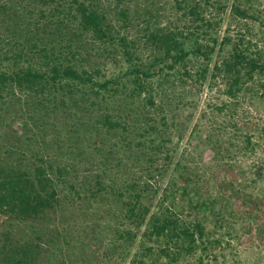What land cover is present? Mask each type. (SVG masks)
<instances>
[{"label":"trees","instance_id":"trees-1","mask_svg":"<svg viewBox=\"0 0 264 264\" xmlns=\"http://www.w3.org/2000/svg\"><path fill=\"white\" fill-rule=\"evenodd\" d=\"M253 1L257 0H0V99L14 90L28 93L32 97L24 107L32 119L34 109L46 115L59 108L79 113L72 126L105 133L117 147L111 153L121 155L113 165L118 166L119 183L106 184L98 174L92 185L89 180L82 186L69 182L74 166L70 169L68 163L54 164L42 156L23 169L0 160V215L17 223L0 235V264H38L47 243L59 239L52 236L44 242L39 232L51 213L66 210L64 198L86 211L106 197L121 203L120 213L115 225L98 231L90 226L91 240L76 245L80 264H89L104 240V259L111 264L226 263L223 253L214 252L221 249L222 239L208 227L221 228L224 219L209 216L215 214L217 203L203 197V175L194 170V178L178 187L175 178L172 185L177 188L170 192L172 185L158 188L141 174L136 176L130 163L134 156L141 164L153 162L159 175L174 173L182 165L170 146L169 121L175 124V119L164 112L169 110L167 101L162 102L170 76L180 82L208 80L211 89L219 83L230 100L250 90L264 97V82L256 89L248 87L264 76V50L247 34H233L231 23L221 36L218 28L222 18L217 13L227 8L231 21L260 20L261 10ZM166 8L172 20L162 24L165 14L160 9ZM135 28L141 36L133 38L128 33ZM112 62L117 68L110 71ZM227 106L216 109L221 112ZM161 113L162 124H156L153 115ZM246 138L244 149L256 150L257 144ZM73 140L68 147L77 148ZM63 185L70 188L72 199L62 198ZM184 199L186 212L180 207ZM193 211L195 220L187 221ZM249 217L256 218L253 209ZM20 225L28 226V235ZM69 249L60 246L63 255L57 260L66 264Z\"/></svg>","mask_w":264,"mask_h":264},{"label":"rangeland","instance_id":"rangeland-1","mask_svg":"<svg viewBox=\"0 0 264 264\" xmlns=\"http://www.w3.org/2000/svg\"><path fill=\"white\" fill-rule=\"evenodd\" d=\"M252 4L261 10V21H231L227 8L224 13H217L218 18H222L221 27H218L219 34L221 36L231 23L230 30L233 34H247L254 44L264 50V0L253 1ZM160 11V14H165L160 19L162 24L172 20L170 8H166L164 12L163 9ZM130 34L133 38L135 34L141 36L137 28L132 29L128 35ZM113 68L117 66L112 62L109 70L112 71ZM174 80L175 78L170 76L164 85L167 98L162 99V102L167 101L169 110L164 112L169 118L175 119V124H172V120L169 121V131L172 135L170 146L173 148L175 161L181 160L182 165L178 166L174 173L167 172L165 175L155 172L153 162L141 164L135 156L134 163L130 165L136 167V176L142 175L144 180H149L150 184L157 185L158 188H167V185H172V181L175 182V178L178 179V187L184 180L193 177L195 172L202 174L200 183L203 197L209 196L217 203L215 214L213 217L209 216L214 221L216 216H223L224 219L221 228L208 224L215 232V237L219 236L223 242L221 249L214 252L218 255L223 253L226 257L225 264H264V97H260L261 91L254 93L250 90L239 99L230 100L224 95L223 87L219 83L212 85L211 89L208 80L204 84L186 78L183 82ZM260 81L264 82V76H257L255 82L248 83V87L256 89ZM31 97L28 93L20 94L14 90L7 96L5 93L4 98L0 99V160L4 165L18 163L20 168L28 169L32 162H37L44 156L54 164L68 163L70 169L74 166L68 178L69 182L75 185L82 186L89 180L92 185L93 178L95 180V175L98 174H101L106 184L120 182L118 166L113 165L119 164L121 155L115 156V153H111L117 151L113 138L105 133L86 131L79 125L73 127L80 114L66 112L62 108L52 115H46L42 109H34L32 119L24 107ZM158 100L160 101L159 98ZM223 103L228 106L220 112L216 107L222 106ZM162 116V113L153 115L156 124H162ZM209 135L212 136L211 139L208 138ZM248 136L253 144H257L254 151L244 149ZM70 138H74L72 143L76 144L77 148L68 147ZM79 139L80 142L76 143ZM117 144L120 148V143ZM142 160L146 161V158ZM148 171L150 177L147 175ZM218 179L223 183L218 182ZM177 187L172 185L168 190L171 192ZM60 190L62 198L67 195L72 199L68 186L63 185ZM161 197L159 195V198ZM178 199L181 198L177 196L176 200ZM67 200L63 199L66 210L51 213L41 227L39 235L44 242L51 240L52 236L60 240L46 242L49 244L46 247L47 252L38 264H63V261L57 260L63 255L58 250L60 246L64 250L69 246L72 248L69 249V254L64 253L69 258L66 264H80L77 260L79 249L76 245L80 240H91L90 226L98 231L99 227L115 225L114 218L119 215V207L122 206L119 201L106 197L104 201L92 203L90 210L83 211L81 208L76 209V204L72 205ZM184 201L187 200H180L181 208L184 207L182 205L186 206ZM83 204L88 206L85 201ZM186 209L184 207L185 212ZM251 209L256 218L249 217ZM197 212L202 215L204 211L201 209ZM197 212L193 211L186 220H195ZM9 221L0 215V235L11 228L10 226L17 225L16 222ZM18 228L29 234L28 226L20 225ZM70 236L73 240H70ZM105 238L109 239V235ZM58 240L60 242H56ZM104 241V247H98L88 260L89 264H111L104 259L107 240ZM90 245L94 246L95 243L91 242ZM198 255L199 253L196 257Z\"/></svg>","mask_w":264,"mask_h":264}]
</instances>
